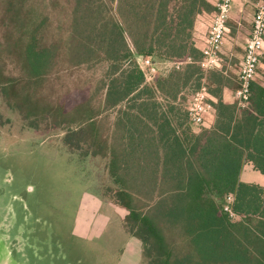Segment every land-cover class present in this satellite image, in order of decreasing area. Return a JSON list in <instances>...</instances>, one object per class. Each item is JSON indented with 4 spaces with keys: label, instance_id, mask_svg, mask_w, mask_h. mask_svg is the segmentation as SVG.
<instances>
[{
    "label": "trees",
    "instance_id": "trees-1",
    "mask_svg": "<svg viewBox=\"0 0 264 264\" xmlns=\"http://www.w3.org/2000/svg\"><path fill=\"white\" fill-rule=\"evenodd\" d=\"M215 11L208 0H0V97L62 129L68 149L106 159L105 193L144 264H264V189L239 178L245 162L264 174V72L245 107L223 100L236 74L203 68L193 36ZM140 55L185 63L145 82ZM74 68L100 72L67 105L51 86ZM202 84L209 126L184 107Z\"/></svg>",
    "mask_w": 264,
    "mask_h": 264
},
{
    "label": "rangeland",
    "instance_id": "rangeland-1",
    "mask_svg": "<svg viewBox=\"0 0 264 264\" xmlns=\"http://www.w3.org/2000/svg\"><path fill=\"white\" fill-rule=\"evenodd\" d=\"M259 3L264 1L233 4L228 23L240 24L224 43L231 53V73L239 66ZM152 61L156 77L172 67ZM263 71L264 56L258 66ZM99 72L74 68L54 79L51 87L70 105L88 95V87L79 86ZM63 134L45 122L23 120L0 97L1 237L23 264H144L136 242L121 225V210L105 193L111 186L106 159L68 149Z\"/></svg>",
    "mask_w": 264,
    "mask_h": 264
},
{
    "label": "built area",
    "instance_id": "built-area-1",
    "mask_svg": "<svg viewBox=\"0 0 264 264\" xmlns=\"http://www.w3.org/2000/svg\"><path fill=\"white\" fill-rule=\"evenodd\" d=\"M232 3L233 0L216 1V11L210 18L204 45L200 49L202 53L200 65L205 69L221 66L222 47L229 32L227 20ZM262 56H264V3H259L251 19L250 32L245 38L243 55L236 76L239 85L235 90V100L239 107H245L247 104L250 83L257 75ZM136 62L143 71L145 82H152L156 77V67L151 56H137ZM170 63L172 67L180 68L185 60ZM185 108L191 122L207 125V120L212 116L214 109L211 96L204 84L189 96Z\"/></svg>",
    "mask_w": 264,
    "mask_h": 264
},
{
    "label": "crops",
    "instance_id": "crops-1",
    "mask_svg": "<svg viewBox=\"0 0 264 264\" xmlns=\"http://www.w3.org/2000/svg\"><path fill=\"white\" fill-rule=\"evenodd\" d=\"M210 1L211 3H213L214 5L216 4V1L217 0H208ZM247 0H233V3H232V7H233V4L235 2L237 3H244L246 2ZM232 10V9H231ZM231 12V11H230ZM230 15V14H229ZM210 18L211 16L207 13H202V14H199L197 16V18L195 19V24H194V31H193V36H194V42H195V46L199 49H201L204 45V41H205V37H206V34H207V29H208V25H209V22H210ZM237 24H240L239 21H236ZM229 28V26H228ZM250 28H251V22H250ZM250 32V29L248 31V34ZM228 36H233V35H227ZM248 36V35H247ZM245 36V38L247 37ZM227 39V38H226ZM225 39V40H226ZM244 42H245V39H244ZM225 43V41H224ZM243 47L244 45L242 46V53L241 55L239 56L240 59H239V63H240V60L242 59V55H243ZM225 53V57L226 58V62L223 58V54ZM228 54V55H227ZM231 55V53H229V51L227 52L226 49H225V44H223V47H222V53H221V66L220 67H224V71H231V68L230 67V64L228 62L229 60V56ZM218 67V68H220ZM238 69H239V66L238 68L235 70V74L237 76V72H238ZM264 72V71H263ZM222 98L224 101L226 102H232L235 100V91L233 89H230V88H224L223 89V92H222ZM211 100L214 101V98L211 96ZM212 117V116H211ZM209 117V119L211 118ZM209 119L207 120V125L206 126H209L210 125V121ZM240 180L242 182H245V183H253V184H257L261 187H263L264 189V174L259 172L258 170H256L253 165L251 164V162H245L242 169H241V173H240V176H239ZM112 204V203H111ZM114 205V204H112ZM115 206V205H114ZM117 207V206H115ZM118 208V207H117ZM119 209V208H118ZM120 210V209H119ZM121 215V214H120ZM125 231V230H124ZM126 232V231H125ZM128 234V233H127ZM130 236V240H133L134 242H136V245L138 246L139 250V255L141 254V243L140 241L136 238H134L133 236L129 235Z\"/></svg>",
    "mask_w": 264,
    "mask_h": 264
},
{
    "label": "water",
    "instance_id": "water-1",
    "mask_svg": "<svg viewBox=\"0 0 264 264\" xmlns=\"http://www.w3.org/2000/svg\"><path fill=\"white\" fill-rule=\"evenodd\" d=\"M0 264H23L6 245L0 233Z\"/></svg>",
    "mask_w": 264,
    "mask_h": 264
},
{
    "label": "flooded vegetation",
    "instance_id": "flooded-vegetation-1",
    "mask_svg": "<svg viewBox=\"0 0 264 264\" xmlns=\"http://www.w3.org/2000/svg\"><path fill=\"white\" fill-rule=\"evenodd\" d=\"M32 190V189H31Z\"/></svg>",
    "mask_w": 264,
    "mask_h": 264
}]
</instances>
